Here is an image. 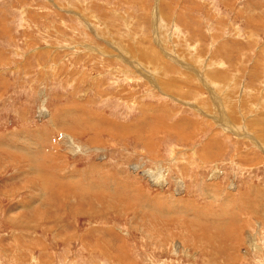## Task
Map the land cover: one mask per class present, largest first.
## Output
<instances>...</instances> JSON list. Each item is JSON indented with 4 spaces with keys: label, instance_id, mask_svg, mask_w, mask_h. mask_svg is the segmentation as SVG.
<instances>
[{
    "label": "rangeland",
    "instance_id": "374dc122",
    "mask_svg": "<svg viewBox=\"0 0 264 264\" xmlns=\"http://www.w3.org/2000/svg\"><path fill=\"white\" fill-rule=\"evenodd\" d=\"M0 264H264V0H0Z\"/></svg>",
    "mask_w": 264,
    "mask_h": 264
}]
</instances>
